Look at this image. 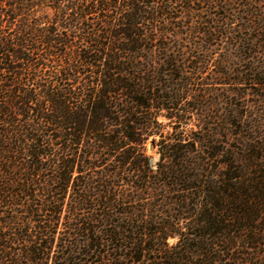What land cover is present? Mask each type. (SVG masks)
Wrapping results in <instances>:
<instances>
[{
	"label": "trees",
	"instance_id": "trees-1",
	"mask_svg": "<svg viewBox=\"0 0 264 264\" xmlns=\"http://www.w3.org/2000/svg\"><path fill=\"white\" fill-rule=\"evenodd\" d=\"M195 4L211 2L0 0V264H100L79 255L119 261L113 252L123 249L137 263L162 255L147 246L159 230L134 226L127 210L115 224V209L157 187L185 193L194 181L204 199L198 238L251 241L264 254V146L241 176L219 181L186 176L175 145L160 147L156 170L146 154L148 140H164L162 110L182 117L169 27L177 8ZM127 227L143 229V239L125 236ZM181 238L179 253H191Z\"/></svg>",
	"mask_w": 264,
	"mask_h": 264
},
{
	"label": "rangeland",
	"instance_id": "rangeland-1",
	"mask_svg": "<svg viewBox=\"0 0 264 264\" xmlns=\"http://www.w3.org/2000/svg\"><path fill=\"white\" fill-rule=\"evenodd\" d=\"M209 1V7L193 5L197 11L186 12L179 8L175 11L177 19L174 23L177 25L169 29L177 34L170 35L169 39L176 54L174 63L178 71L171 80L176 82L173 96L176 94L175 103L182 117L168 119L166 116L174 112L162 110L159 122L164 126V140L159 145L148 140L146 154L156 170L160 147L175 145L178 149L176 156L186 157V176L219 181L221 174L241 176L240 172L244 173L253 164L252 155L258 152L256 146L261 150L264 146V85L254 82H264V0ZM200 140H205L204 144L209 142L208 149L199 145ZM209 154L214 157L209 158ZM164 165L168 164L163 162L161 167ZM191 184L193 189L170 195L157 187L146 191L131 205H120L115 209V224H122L119 214L127 210L133 212L131 224L134 226L146 222L153 230H159L154 237L155 243L148 241L147 246L164 254L151 251L140 263L127 258L129 253L125 249L113 252V255L123 256L124 260L119 261L101 260L95 253L94 257L79 255V258L87 261L94 258L100 264L263 263V248L251 249V241L249 244L213 236L198 238L204 230L196 223L202 218L204 199L197 197L195 186L199 184L195 181ZM185 186L187 184L179 190ZM182 194L188 197L185 204L171 205L162 197L174 198ZM138 218L143 222L139 223ZM166 224L175 234L167 239L164 234L168 233H161ZM130 231L129 228L125 236L143 239V229ZM180 235L181 241L187 240L184 245L191 253H179ZM121 240L123 245L128 244L124 237ZM198 252L207 254L199 255Z\"/></svg>",
	"mask_w": 264,
	"mask_h": 264
}]
</instances>
